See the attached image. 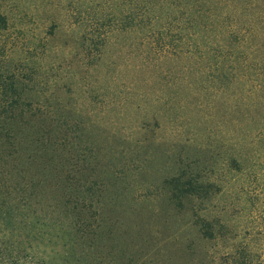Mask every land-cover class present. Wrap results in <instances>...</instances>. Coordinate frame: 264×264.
<instances>
[{
  "label": "rangeland",
  "instance_id": "1",
  "mask_svg": "<svg viewBox=\"0 0 264 264\" xmlns=\"http://www.w3.org/2000/svg\"><path fill=\"white\" fill-rule=\"evenodd\" d=\"M260 1L203 64L135 43L143 0H0V264H264Z\"/></svg>",
  "mask_w": 264,
  "mask_h": 264
},
{
  "label": "trees",
  "instance_id": "2",
  "mask_svg": "<svg viewBox=\"0 0 264 264\" xmlns=\"http://www.w3.org/2000/svg\"><path fill=\"white\" fill-rule=\"evenodd\" d=\"M261 5L260 0H143L142 6L137 7L134 13L135 17L126 18H129L131 26L138 33L132 34L137 45L143 43L142 46L159 47L158 53H179L182 47H190L191 55L195 54L197 60L205 64L210 56L204 61L206 55L202 47H206L208 52L212 50V53L223 56V59L226 50L228 51L225 47L246 42L245 34L248 37L255 22L262 17L259 9ZM144 27L150 30L143 33ZM124 29L128 30V26L124 25ZM246 44L250 47V41ZM240 54L242 58L239 57ZM235 59H246L245 53L235 52ZM210 67L218 75L225 76L223 68L226 67L222 61ZM229 70L230 73L227 74L238 84L240 78L233 68ZM2 87L3 83L0 84L1 89ZM16 108V104H10L8 112L11 113ZM187 183L190 186L191 183ZM5 251L8 256L5 264L38 263L34 255L29 258L23 255L21 246H9Z\"/></svg>",
  "mask_w": 264,
  "mask_h": 264
}]
</instances>
